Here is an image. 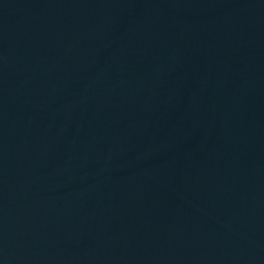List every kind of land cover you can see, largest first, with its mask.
<instances>
[{"label": "water", "instance_id": "1", "mask_svg": "<svg viewBox=\"0 0 264 264\" xmlns=\"http://www.w3.org/2000/svg\"><path fill=\"white\" fill-rule=\"evenodd\" d=\"M0 264H264V0H0Z\"/></svg>", "mask_w": 264, "mask_h": 264}]
</instances>
